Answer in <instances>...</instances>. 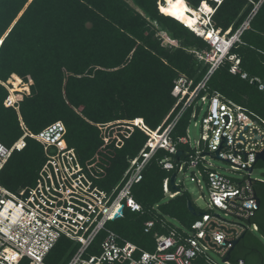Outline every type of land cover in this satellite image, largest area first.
I'll use <instances>...</instances> for the list:
<instances>
[{
	"label": "trees",
	"instance_id": "1",
	"mask_svg": "<svg viewBox=\"0 0 264 264\" xmlns=\"http://www.w3.org/2000/svg\"><path fill=\"white\" fill-rule=\"evenodd\" d=\"M202 1L212 8L205 29L228 31V36L254 3L261 2L228 51L239 60V71L230 72L233 61L225 57L209 76L207 87L210 94L217 92L264 120V0H185L194 9ZM159 3L163 0H0V142L9 146L17 140L21 121L32 132L62 121L66 147L75 150L92 183L110 191L147 137L125 120L141 118L151 129L169 122L175 113L171 90L178 75L182 73L195 85L209 68L196 73L200 62L194 52L210 49L208 41L160 12ZM158 25L178 47L161 45ZM11 75L15 80L10 91L19 88L20 79H29V94L19 93L14 106H5L3 83ZM190 112L175 125L173 138L184 135ZM178 147L183 153L188 150L187 144ZM165 154L162 149L155 153L132 189L142 212L125 209L122 217L106 223L121 237L149 250L154 240L143 232L145 220L167 216L189 225L197 217L195 208V213L188 210L187 193L178 187L180 193L159 202L165 197L163 179L174 173L159 164ZM44 159L42 146L27 138L25 147L14 150L0 169V184L11 191L33 185ZM257 165L264 167V161H256ZM262 179L252 183L260 198L252 221L264 237ZM168 188L176 190L170 182ZM244 233L229 263L264 264V244L252 231ZM102 238L100 233L87 252L98 253ZM77 247L60 238L44 264H67ZM191 264L207 263L196 258Z\"/></svg>",
	"mask_w": 264,
	"mask_h": 264
},
{
	"label": "built area",
	"instance_id": "2",
	"mask_svg": "<svg viewBox=\"0 0 264 264\" xmlns=\"http://www.w3.org/2000/svg\"><path fill=\"white\" fill-rule=\"evenodd\" d=\"M254 13L227 38L228 49L217 50L219 53L212 57L213 63L199 82L193 85L186 76L174 81L171 94L175 97V113L169 122L151 129L141 118L128 121L147 137L110 191L94 185L84 173L75 150L66 147L62 121H55L38 132L30 131L21 121L22 134L17 140L9 146L0 142L3 149L0 169L14 150L25 147L27 138L42 146L45 159L33 185L11 191L0 184V264H44L45 256L62 237L78 244L67 264H191L196 258H202L207 264H228L222 260L217 262L210 252L223 258L242 233L257 230V224L252 221L257 210L254 179L248 169L254 168L256 154L264 147V120L217 92L210 94L207 80L222 59L233 60L234 55L228 54L229 48L239 41ZM238 62V59L233 61L230 72L239 71ZM10 95L4 100L5 106H14L17 102ZM188 109H191L190 120L203 111L199 139L194 144L187 127L184 135L175 138L171 135ZM179 143L187 144L188 150L175 161L172 157ZM17 144L23 146L16 147ZM160 149L167 154L159 164L166 171L174 170L176 187L171 192L169 177H165L163 195L173 197L180 193L182 180L177 177L180 174L196 182L200 191L206 189V209L197 211V217L189 225L178 220L180 228L174 225L173 220L177 219L172 217L145 220L143 232L151 234L154 240V247L149 250L121 237L107 228L106 223L122 217L125 209L142 212L132 189ZM207 156L229 162V170L243 171V177L234 178L220 172ZM201 197L205 199L204 194ZM227 216L234 219L228 220ZM100 233L103 238L99 252L88 253L87 249Z\"/></svg>",
	"mask_w": 264,
	"mask_h": 264
},
{
	"label": "rangeland",
	"instance_id": "3",
	"mask_svg": "<svg viewBox=\"0 0 264 264\" xmlns=\"http://www.w3.org/2000/svg\"><path fill=\"white\" fill-rule=\"evenodd\" d=\"M249 2H251V0H249ZM260 3H261L260 1L257 2V3H254L253 7L249 11V14L252 11L256 12L258 7H259V5H260ZM206 11L207 10L202 12V16H200V19H199L200 20V25L202 27H204V29L209 24L208 23V21H209L208 13L209 12L206 13ZM204 16H205V18H204ZM246 18L247 17H245L244 20ZM157 27H158V29H157L156 35H158L159 38L161 39V45L162 46H164L166 48L178 47L179 46V43L175 39L171 38L165 32L164 29H162L159 25ZM217 31H218V34L220 35V38L225 37L227 39L229 37L228 34H227L228 32L220 33L219 30H217ZM207 41L210 44V40H207ZM218 44H219V42H218ZM218 44H213V45L210 44V46H211L210 49L194 50L195 56H196L197 60L200 62L199 69L196 70V73L202 67L210 66V64L213 63L212 60H211L212 57H216L217 54L219 53L217 51V49H216V48L220 49V47H218ZM232 58H233L232 61H235V59H237V57L235 55ZM179 76H184V75L182 73H180L178 75V77ZM14 80L15 79L11 75V77L5 83H3V85L7 89V95L12 94V99L16 100L17 97H19L18 96L19 93L20 94H23V93L24 94H29V84H30V80L29 79L27 80V82H23L20 79L19 88L15 89L13 92H11L10 89L14 88V86H13ZM199 104L200 103H198V105ZM202 115H203V111L201 110V111H199L197 118H192L189 121L188 125H187L188 134H189V137H190L191 144H194L195 140L199 139V135H200V119H201ZM125 121H129V120H125ZM194 121L197 122L196 125H193ZM207 158L213 163V165H215L216 169L219 170L222 173H225V174H227L229 176H232L234 178H241L244 175L243 171H235V172L230 171L229 170V162H227V161H224V160H221V159H218V158H211L209 156H207ZM177 177L181 178V180H182V183L180 184L179 189L180 190H184L187 193L189 199L194 204L195 209L198 211V213L203 211V210H205L206 209V195H207L206 189L203 188V190L200 191L198 186H197V184H196V182L190 181L188 177H183L180 174H177ZM251 178L254 179V180L255 179L256 180H263L262 178H264V167H261V166H258V165L254 166V168L252 169V172H251ZM202 194L205 195V199L201 197ZM168 200L169 199L167 198V196H165L159 202H164V201H168ZM226 219L233 220L234 217L233 216H227ZM173 223H174V225L178 226L179 228L181 227V225H180L178 220H173ZM252 233L254 235L258 236L260 238V240L262 241V243L264 244V237L260 236L257 231H252ZM210 254L217 262H219V263L221 262L222 258H220L218 255H216V254H214L212 252H210ZM228 264H230V263H228Z\"/></svg>",
	"mask_w": 264,
	"mask_h": 264
},
{
	"label": "bare ground",
	"instance_id": "4",
	"mask_svg": "<svg viewBox=\"0 0 264 264\" xmlns=\"http://www.w3.org/2000/svg\"><path fill=\"white\" fill-rule=\"evenodd\" d=\"M159 9L165 15L175 18L182 24H185L186 27L188 26L196 34L203 35L206 40H210V44H218L219 42L218 47L220 49L216 48L217 50L225 52L228 49L229 42L224 37L220 38L216 29H204L200 25L199 19L202 16V12L207 10L206 13L209 12L208 15L212 12V8L205 1H202L198 9H194L185 0H165L164 3H159ZM208 9H211V11H208Z\"/></svg>",
	"mask_w": 264,
	"mask_h": 264
},
{
	"label": "water",
	"instance_id": "5",
	"mask_svg": "<svg viewBox=\"0 0 264 264\" xmlns=\"http://www.w3.org/2000/svg\"><path fill=\"white\" fill-rule=\"evenodd\" d=\"M164 1H165V0H163V3H164ZM182 153H183V150H182V149H180V148L177 149V151L173 154V157H172L173 160L178 161ZM259 160H260V161H264V147L262 148L261 151H259V152L256 154V159H255V161H259ZM248 171L251 172L252 169L250 168V169H248ZM174 177H175V174L172 173L171 176L169 177V182H170V184H173V182H174ZM255 199H256V206H257V208H259V206H260V198L256 195V193H255ZM187 207H188V210L194 212V210H193V205H192V203H191V200H188V201H187ZM120 211H121V210L119 209V212H120ZM194 213H195V212H194ZM116 216H118V215L116 214ZM244 234H245V233H242V234L239 236V238H237V239H235V240L233 241V245H232V247L228 250V252H227V253L225 254V256L222 258V262H228V263H229V259H230L231 251L233 250L234 246L238 243V241L240 240V238H242V237L244 236Z\"/></svg>",
	"mask_w": 264,
	"mask_h": 264
},
{
	"label": "snow or ice",
	"instance_id": "6",
	"mask_svg": "<svg viewBox=\"0 0 264 264\" xmlns=\"http://www.w3.org/2000/svg\"><path fill=\"white\" fill-rule=\"evenodd\" d=\"M182 10V9H181ZM208 11H211V9H208ZM211 35V34H209ZM135 123H140V121H136ZM23 145L22 144H17L16 147H22ZM0 150H3L2 149V146H0ZM134 207H136V205H133ZM37 259H39V257H37Z\"/></svg>",
	"mask_w": 264,
	"mask_h": 264
}]
</instances>
